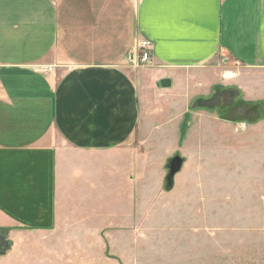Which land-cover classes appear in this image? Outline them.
<instances>
[{
    "label": "crops",
    "instance_id": "obj_1",
    "mask_svg": "<svg viewBox=\"0 0 264 264\" xmlns=\"http://www.w3.org/2000/svg\"><path fill=\"white\" fill-rule=\"evenodd\" d=\"M223 62L264 73V0H0V234L55 232L79 184L104 191L146 76Z\"/></svg>",
    "mask_w": 264,
    "mask_h": 264
},
{
    "label": "rangeland",
    "instance_id": "obj_2",
    "mask_svg": "<svg viewBox=\"0 0 264 264\" xmlns=\"http://www.w3.org/2000/svg\"><path fill=\"white\" fill-rule=\"evenodd\" d=\"M146 77L140 135L110 155L104 191L79 184L55 232L0 234V264H264V73Z\"/></svg>",
    "mask_w": 264,
    "mask_h": 264
},
{
    "label": "water",
    "instance_id": "obj_3",
    "mask_svg": "<svg viewBox=\"0 0 264 264\" xmlns=\"http://www.w3.org/2000/svg\"><path fill=\"white\" fill-rule=\"evenodd\" d=\"M160 86L164 89H169L172 87L171 79H163L160 82ZM183 166V160L180 157H176L172 160L170 165V174L168 175L167 181L170 186L174 184L175 176L180 172Z\"/></svg>",
    "mask_w": 264,
    "mask_h": 264
},
{
    "label": "built area",
    "instance_id": "obj_4",
    "mask_svg": "<svg viewBox=\"0 0 264 264\" xmlns=\"http://www.w3.org/2000/svg\"><path fill=\"white\" fill-rule=\"evenodd\" d=\"M151 43L148 41H143L140 44V48L143 51V56H142V62L146 63L148 62L149 58H150V53H149V47H150Z\"/></svg>",
    "mask_w": 264,
    "mask_h": 264
}]
</instances>
